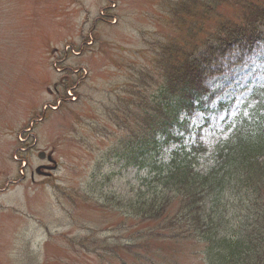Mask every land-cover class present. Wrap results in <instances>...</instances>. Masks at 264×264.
Instances as JSON below:
<instances>
[{
  "label": "rangeland",
  "instance_id": "374dc122",
  "mask_svg": "<svg viewBox=\"0 0 264 264\" xmlns=\"http://www.w3.org/2000/svg\"><path fill=\"white\" fill-rule=\"evenodd\" d=\"M59 1L40 0L38 4L36 0H0V190L7 180L20 179L17 173H8L13 164L11 153L16 148V134L29 120L38 118L43 103L62 98L66 88L75 86L73 95L76 97L74 102L64 99L57 111L46 112L45 119L38 125L34 123L30 129L37 144L26 154L29 166L22 178H28L30 167L40 164L36 157L39 151L51 150L57 162V170L49 179L35 177L46 186L51 202L50 213L44 206L41 210L35 208L40 211L39 216L47 215L42 218L48 239L42 240L44 229L40 240L42 255L38 257L33 252L25 233L23 239L17 241L20 230L15 228L17 225H8L3 236L8 245L0 256L8 257L11 232L10 239L16 243L11 245L13 255L9 264H111L104 256V249H96L89 241L86 245L90 252L86 253V245L81 242L90 235L92 239L95 233L100 245L115 243L112 228L119 223V216L112 210H101L100 198L109 192H125L142 174L125 168L112 155L116 141L111 133L124 132L113 126L111 111L126 95L127 109L133 115L138 117L143 110L150 111L141 94L134 92L139 83V79H134L140 66L151 67V57L157 53L152 45L173 35L175 18L170 10L179 0H61L63 14V10L55 8ZM112 3L115 8L109 10ZM218 7L222 11L231 10L227 3ZM39 14L43 24L33 25ZM61 22H66L67 32L63 36H67L69 46L80 51L78 57L69 53L68 59L63 51L52 50L56 41H51L49 33ZM57 42L55 47L59 48L63 42ZM258 60L259 56L208 78L207 86L218 93L215 103L231 101L232 105L229 115L225 107H220L206 117L198 114L193 118L191 125L206 144L229 136L232 126L228 130L227 127L231 118L239 113L241 102L264 81V62ZM81 69L87 73H82ZM261 96L264 97V93ZM141 117L134 121L139 122ZM12 141L13 147L7 148ZM15 155L19 156L17 152ZM15 194H23V189L17 187L1 198H12ZM23 200L13 198L12 203L23 205L26 202ZM11 218L5 215L2 220L8 224ZM126 225L128 229L120 243H116L117 247L132 244L131 227L128 222ZM36 237L35 233V244ZM180 243L159 241L156 245L161 247L150 253L160 264L168 261L199 264L196 250H188L187 245Z\"/></svg>",
  "mask_w": 264,
  "mask_h": 264
},
{
  "label": "trees",
  "instance_id": "16d2710c",
  "mask_svg": "<svg viewBox=\"0 0 264 264\" xmlns=\"http://www.w3.org/2000/svg\"><path fill=\"white\" fill-rule=\"evenodd\" d=\"M226 3L231 10L222 11ZM170 11L173 35L152 45L151 67L140 66L134 79L150 111L133 115L127 95L111 111L113 126L125 133H111L113 157L144 175L100 198L101 210L118 213L115 243L102 246L95 233L81 243L104 249L111 264H160L150 253L159 241H181L199 264H264V84L227 138L205 145L197 135L185 144L194 130L189 120L216 96L206 78L264 50V2L179 0ZM127 222L132 244L117 247Z\"/></svg>",
  "mask_w": 264,
  "mask_h": 264
}]
</instances>
